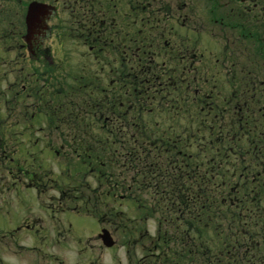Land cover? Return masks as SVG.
<instances>
[{
    "label": "rangeland",
    "instance_id": "rangeland-1",
    "mask_svg": "<svg viewBox=\"0 0 264 264\" xmlns=\"http://www.w3.org/2000/svg\"><path fill=\"white\" fill-rule=\"evenodd\" d=\"M34 3L40 24L29 26ZM263 47L264 0H0V264H201L184 257L189 237L177 244L167 221L159 228L167 211L180 225L197 214L181 201L196 177H211L196 190L218 214L245 201L246 220L264 199V177L237 171L236 184L221 182L236 191L225 203L213 175L228 162L203 129L238 113L261 120ZM234 220L200 249L243 232ZM250 241L235 252L255 256Z\"/></svg>",
    "mask_w": 264,
    "mask_h": 264
},
{
    "label": "trees",
    "instance_id": "trees-1",
    "mask_svg": "<svg viewBox=\"0 0 264 264\" xmlns=\"http://www.w3.org/2000/svg\"><path fill=\"white\" fill-rule=\"evenodd\" d=\"M235 25L236 24H231V26ZM252 27H255V25H252ZM238 28H240V32L242 33L245 27L238 25ZM246 34H250V30H247ZM250 37L256 38L255 34L254 36ZM146 86H148V84H146ZM143 91H146L148 93L150 90L144 87ZM205 118L208 120L207 117ZM107 119L108 121L111 120L109 118ZM263 119L264 115H261V120L256 121V117L250 114L241 116L238 113L235 116L232 115V118L226 124L220 125L221 122L219 120V122L215 123L214 126H208L207 128L203 127V129L209 131V136L216 134L218 137H220L217 141L212 137V146L217 145V149L214 151H216L215 155L219 157V160L228 162V165L226 166V169H223L224 171L221 176L220 174L213 175V177H215V179L213 178L214 182L218 183V187L223 189L224 191L225 203L228 200L227 197L229 195L233 196L236 191H234L233 194L229 193L230 189H227L228 185L224 184V186L222 187L221 182L227 181L226 183L231 182L232 185L236 184L235 182L237 181V177L235 176L237 171L241 172V176L247 175L248 177H252V175H256L258 179H262V177H264V170H260L264 169ZM202 121H205V119H203ZM244 128L248 131H246ZM162 142L163 140L149 142V145L151 144L149 147L154 149L158 148ZM240 146L242 148V155L238 154L237 152V149ZM114 151L118 152V148H115ZM144 155L147 156L146 152L145 154L140 152L135 153L134 157L136 156L137 161H141L142 163H144V161H146ZM244 156H248L246 160L247 163H244L242 160V157ZM143 159L144 161H142ZM255 164H259V166L255 167ZM131 167L132 166L130 165L129 171L132 170ZM216 169L220 170V167H216ZM240 181L241 180H239L237 183L241 184ZM188 183L191 185L181 190L187 192V190L194 188V195L188 197L184 195L181 201L183 204H188L192 208L196 209L197 214H194V217H185V220L182 219L180 225V217L171 216V211H167L168 216L165 217L167 220H164L165 222L163 221L162 227L160 228V230H163V226L167 221L173 228V239L177 242V244H179V242H182L183 237H189L190 241L188 243H183L182 251L184 257H195L198 259L200 258L201 264H264V253H260V251L264 249V245L258 247V243L250 241L251 234H254L253 227H258L261 230L260 239H264V199H260L258 201H253L250 203L251 205L254 204V207L250 208L248 212L249 217L245 220L243 217L244 208L247 204V202L245 201H239L232 206V210H224L223 212H220V214L213 211V208L204 205V199L208 197L209 193L203 192L202 190H199V192H197L196 188L202 185H210L212 183L211 177L207 176L205 180H201L200 178L196 177L190 180ZM166 189L169 191V187L166 186ZM256 193L260 194L264 198V184L256 185ZM240 195V191L236 193V197H240ZM220 205L222 206L223 204L220 203ZM234 209L236 210L234 211ZM172 210L175 211V207H173ZM238 212L239 217H237ZM223 219H225L227 222H229L231 219H236L231 222H239L240 228L243 225V232H241L240 234L236 233L230 227L231 229H228L229 232L227 234L230 240L229 242L223 241L221 247L217 250H215L213 247H210L208 251L207 249H200L202 242H204L202 239L207 238L209 233L210 236L213 237H222V231L217 233V229L218 226L224 224V222L222 221ZM225 233H227V229ZM204 234H206L205 237H203ZM159 237V242H163L165 240V235L161 234ZM242 240H248V243L249 241L251 242L250 253H256L255 256L249 255V258H245V256L243 257L240 252H235V249L237 247H244L247 249L248 243L246 245H241ZM169 243H173V241ZM225 247H228L229 249H226ZM228 250H232V253H228ZM220 252L222 253L221 256L219 255ZM203 254L204 257H202Z\"/></svg>",
    "mask_w": 264,
    "mask_h": 264
},
{
    "label": "flooded vegetation",
    "instance_id": "flooded-vegetation-1",
    "mask_svg": "<svg viewBox=\"0 0 264 264\" xmlns=\"http://www.w3.org/2000/svg\"><path fill=\"white\" fill-rule=\"evenodd\" d=\"M44 31V30H43ZM42 31V32H43ZM4 155H5V153H3ZM7 173V171H3V170H1V168H0V183H2L3 182V180H4V174L6 175V177H8V173Z\"/></svg>",
    "mask_w": 264,
    "mask_h": 264
},
{
    "label": "water",
    "instance_id": "water-1",
    "mask_svg": "<svg viewBox=\"0 0 264 264\" xmlns=\"http://www.w3.org/2000/svg\"><path fill=\"white\" fill-rule=\"evenodd\" d=\"M104 232L107 233L106 231ZM103 238H104L106 245H112V242L107 241V239L109 238L108 234H106Z\"/></svg>",
    "mask_w": 264,
    "mask_h": 264
}]
</instances>
